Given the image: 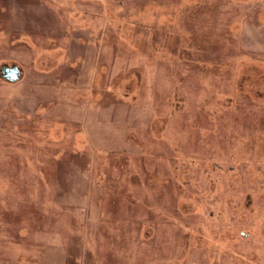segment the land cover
<instances>
[{
    "label": "rangeland",
    "instance_id": "obj_1",
    "mask_svg": "<svg viewBox=\"0 0 264 264\" xmlns=\"http://www.w3.org/2000/svg\"><path fill=\"white\" fill-rule=\"evenodd\" d=\"M0 264H264V0H0Z\"/></svg>",
    "mask_w": 264,
    "mask_h": 264
},
{
    "label": "water",
    "instance_id": "obj_2",
    "mask_svg": "<svg viewBox=\"0 0 264 264\" xmlns=\"http://www.w3.org/2000/svg\"><path fill=\"white\" fill-rule=\"evenodd\" d=\"M2 78H5L8 81L18 80L20 76V71L16 66H6L3 65L0 70Z\"/></svg>",
    "mask_w": 264,
    "mask_h": 264
},
{
    "label": "crops",
    "instance_id": "obj_3",
    "mask_svg": "<svg viewBox=\"0 0 264 264\" xmlns=\"http://www.w3.org/2000/svg\"><path fill=\"white\" fill-rule=\"evenodd\" d=\"M1 264H19V261L17 259H10V261L2 260ZM25 264V263H23Z\"/></svg>",
    "mask_w": 264,
    "mask_h": 264
},
{
    "label": "flooded vegetation",
    "instance_id": "obj_4",
    "mask_svg": "<svg viewBox=\"0 0 264 264\" xmlns=\"http://www.w3.org/2000/svg\"><path fill=\"white\" fill-rule=\"evenodd\" d=\"M10 67V66H9Z\"/></svg>",
    "mask_w": 264,
    "mask_h": 264
}]
</instances>
